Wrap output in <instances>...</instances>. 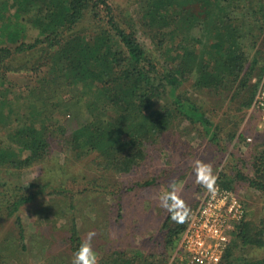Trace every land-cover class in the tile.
Here are the masks:
<instances>
[{"label":"trees","instance_id":"16d2710c","mask_svg":"<svg viewBox=\"0 0 264 264\" xmlns=\"http://www.w3.org/2000/svg\"><path fill=\"white\" fill-rule=\"evenodd\" d=\"M240 1L145 0L140 24L163 56L165 64H161L140 42L137 24L120 25L110 0H14L31 14L39 35L15 49H0V88L13 70L14 55L33 52L39 56L29 70L36 74L38 85L44 81L53 86L67 85L70 91L79 89L80 95L74 92L76 97L64 107L70 111L79 107L90 113L91 119L66 136V130L53 122L55 112L52 117L48 115L47 103L38 104V108L27 106L15 120L16 126L6 129L7 143L0 140V167L24 170L41 164L50 155L49 137L55 132L77 159L96 155L97 167L116 175L141 167L150 148L172 130L176 120L187 121L197 132L201 131L198 125L202 126L205 134L215 139L216 128L184 85L191 82L192 89L203 94L236 96L250 88L260 51L250 63L243 42L253 29H248L249 14ZM37 4L39 9L34 11ZM259 5L263 11V0ZM88 13L99 24L89 34L80 29ZM261 58L264 63L262 53ZM43 67L49 68L44 78ZM252 169L254 177L238 171L235 178L264 197V152L255 155ZM222 185L231 188L232 183L223 181ZM46 190H50L49 184L14 189L0 184V211L15 216ZM17 221L23 242L24 228L20 218ZM186 225L187 221L175 227L164 225L168 249H177ZM82 241L74 225L72 252ZM231 242L226 264H264V257L253 260L247 256L253 249H264V220L254 225L245 220ZM135 262V258L115 252L100 264Z\"/></svg>","mask_w":264,"mask_h":264},{"label":"rangeland","instance_id":"374dc122","mask_svg":"<svg viewBox=\"0 0 264 264\" xmlns=\"http://www.w3.org/2000/svg\"><path fill=\"white\" fill-rule=\"evenodd\" d=\"M144 1L110 0L120 25L126 28L137 24L144 48L165 64L140 24ZM259 1H240L244 12L249 14L247 22L251 26L248 29H253L247 32L248 37L243 42L250 63L260 51L250 88L236 96L234 93L203 94L194 91L191 82L184 85L216 128L215 139L207 136L202 126L198 125L201 131L197 132L187 121L176 120L172 130L150 148L141 167L130 174L116 175L100 170L96 155L77 159L65 139L55 132L49 137L50 155L41 164L24 170L8 165L0 167L2 187L50 185V190L23 205L15 216L4 209L0 211V263L72 264L71 236L72 227L76 225L82 240L89 232L95 233L92 245L99 264L115 252L135 258V264H183L182 255L178 254L179 245L173 251L166 247L168 230L164 225L175 227L186 223L199 205L205 185L197 181L196 160L210 163L213 174L222 183H232L229 189L238 194L245 207L243 222L254 225L264 220V197L245 181L235 178L238 171L246 177H254V157L264 152V120L251 111L264 73L261 58V53L264 57V10L260 9ZM38 9L37 4L34 11ZM24 10L14 0H0V49H15L39 35L30 20L31 14ZM97 26L99 24L88 13L80 29L89 34L96 31ZM37 56L33 52L14 55L13 70L7 73L6 85L0 88V140L5 143L9 136L6 129L16 126L15 120L26 112L27 106L37 105L38 108V104L47 103L48 115L52 117L55 112L53 122L66 130V136L91 119L90 113L79 107L72 111L64 107L76 97L74 92L80 95L79 89L70 91L67 85L53 86L44 81L38 85L36 74L29 70L35 67ZM48 70L43 67L41 77L44 78ZM36 86L37 89H32ZM173 184L175 202H169L172 204L169 210L161 206V200L172 191ZM17 218L24 228L23 242ZM235 255H239V251L236 250ZM247 256L253 260L263 258L264 249H253Z\"/></svg>","mask_w":264,"mask_h":264},{"label":"built area","instance_id":"2783aa9c","mask_svg":"<svg viewBox=\"0 0 264 264\" xmlns=\"http://www.w3.org/2000/svg\"><path fill=\"white\" fill-rule=\"evenodd\" d=\"M251 111L264 120V73L260 78ZM214 190L202 189L179 242L178 254L185 264H224L232 238L245 218L238 194L216 178Z\"/></svg>","mask_w":264,"mask_h":264},{"label":"clouds","instance_id":"9594fccd","mask_svg":"<svg viewBox=\"0 0 264 264\" xmlns=\"http://www.w3.org/2000/svg\"><path fill=\"white\" fill-rule=\"evenodd\" d=\"M194 170L197 181L203 183L209 190H214L216 176L213 174V168L210 163L196 160ZM172 191L165 195L161 200V206L171 210L172 204L169 201L175 202L176 187L171 186ZM175 218V217H174ZM94 232H89L87 238L81 242L78 249L74 252L72 264H99V258L92 245Z\"/></svg>","mask_w":264,"mask_h":264}]
</instances>
